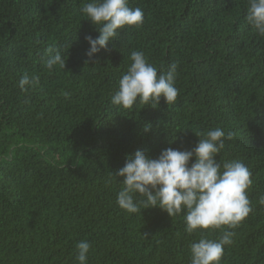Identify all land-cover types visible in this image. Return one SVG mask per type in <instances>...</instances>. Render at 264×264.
Here are the masks:
<instances>
[{
    "label": "trees",
    "instance_id": "obj_1",
    "mask_svg": "<svg viewBox=\"0 0 264 264\" xmlns=\"http://www.w3.org/2000/svg\"><path fill=\"white\" fill-rule=\"evenodd\" d=\"M86 2L0 0V264H78L81 240L87 264H190V244L223 230L189 235L183 214L122 210L112 173L137 149L190 150L217 127L234 137L216 159L241 160L253 179V210L229 229L221 264H264V37L246 21L248 0H129L142 27L125 26L92 61ZM48 48L65 68L46 69ZM132 51L158 74L177 64L175 104L111 103ZM25 73L39 84L22 92Z\"/></svg>",
    "mask_w": 264,
    "mask_h": 264
},
{
    "label": "clouds",
    "instance_id": "obj_2",
    "mask_svg": "<svg viewBox=\"0 0 264 264\" xmlns=\"http://www.w3.org/2000/svg\"><path fill=\"white\" fill-rule=\"evenodd\" d=\"M81 12L99 32L96 38L85 37L90 45L86 52L89 61L101 49H107L125 26L139 29L144 23L142 9L130 8L129 0H89ZM245 18L264 37V0H248ZM46 54L48 71L56 65L65 68L66 60L60 51L53 53L48 48ZM129 58L131 63L122 74L111 103L129 110L137 103L157 107L163 97L168 105L175 104L179 94L175 87L177 64H170L166 72L158 74L142 51H132ZM38 84L39 76L30 77L27 73L18 81L22 92ZM144 130L149 131L150 125H145ZM195 134L199 139L190 150L169 147L157 158L140 149L126 154L124 166L112 173L116 179L123 177L119 180L123 186L117 193L116 203L128 213L159 207L170 217L183 214L185 232L189 235L198 229H222L218 239L202 236L189 246L190 264H221L225 247L232 244L235 235L229 229L237 227L253 210L247 191L253 185L252 173L241 160L216 159L225 149L226 141L233 139V132L225 133L217 127ZM259 203L264 205V195ZM75 248V260L78 264H87L90 242L78 241Z\"/></svg>",
    "mask_w": 264,
    "mask_h": 264
}]
</instances>
